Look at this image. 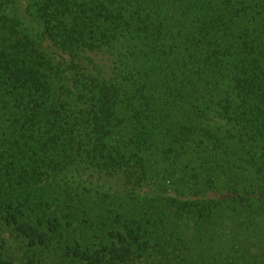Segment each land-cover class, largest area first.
<instances>
[{"label":"trees","instance_id":"1","mask_svg":"<svg viewBox=\"0 0 264 264\" xmlns=\"http://www.w3.org/2000/svg\"><path fill=\"white\" fill-rule=\"evenodd\" d=\"M175 1L182 11L161 0H31L26 13L41 42L69 59L61 63L26 34L19 1L0 0V234L14 228L29 246L20 262L0 237V264L55 255L59 264H136L147 253L157 264H184L175 221L186 215L206 227L226 201L126 208L95 243L91 226L74 224L84 214L77 189L64 178L60 198L50 182L88 162L137 184L144 175L135 158L162 145L179 153L200 137L217 161L264 162V25L261 38L242 45L253 34L247 22L264 23V0ZM102 51L116 57L112 76L82 64L81 55ZM211 113L229 126L224 136L207 125Z\"/></svg>","mask_w":264,"mask_h":264},{"label":"rangeland","instance_id":"2","mask_svg":"<svg viewBox=\"0 0 264 264\" xmlns=\"http://www.w3.org/2000/svg\"><path fill=\"white\" fill-rule=\"evenodd\" d=\"M18 1L21 7L18 16L25 21L23 27L27 30L26 34L38 38L40 50L52 55L55 62L69 60L62 57L57 50H51L47 43L39 39V25L26 13V6L31 0ZM161 1L164 3L169 1L162 6L165 10L169 9V12L173 9L182 11L183 2ZM167 6L169 8H166ZM247 23L251 31L248 33L253 34L243 40L242 45L244 42L253 44L255 39L261 38L260 29L264 25L263 20L261 25H259L260 21L257 24L254 20ZM81 56L86 59L82 62L83 66L87 67V63L91 60L95 66L103 69L106 76L113 75L115 65L113 60L116 57L103 51ZM206 81L209 80L206 78ZM200 89L201 95L206 98L209 89L207 90L205 85ZM209 118L207 125L219 130L218 136H224L229 126L223 120L217 119L215 113H211ZM117 140L120 141V139ZM205 141L200 137L195 139L193 144L188 145L184 151L172 152L168 155L163 152L168 151L165 145L159 146L158 149L150 150L149 148L145 152L147 157L141 155V158L145 159L142 164L144 173L139 168L141 158H135L132 162L135 165L136 175H144L137 184L133 183L136 178L127 180L122 174L108 176L97 173L94 164L87 162L81 166L79 173L68 172L65 176L63 174L56 177L50 182L48 190L64 198V181L70 180L72 189H77L76 206L84 211V214H78L80 216L75 218L74 224L80 223L85 231L91 226L92 229L89 230L87 238L89 242L95 243H97L96 239L105 238L112 228L117 227L111 224L115 215L129 214L126 208L136 207L137 209L141 205L148 204L150 205L148 208L153 209L166 203H171L173 207L175 202L219 204L224 200L225 204H220L219 208L215 209L213 221L206 227L202 223L196 224L186 215L180 221H175L178 235L183 242L180 244V249L184 255V264H264V162L256 167L254 162L248 161L246 157L231 158L232 161L228 159L217 161V157H210ZM247 193L254 195L253 200L232 201V198L237 195L245 199L243 195ZM228 200L233 203H227ZM152 209L149 212H152ZM138 210H132L130 213L138 214ZM218 213L221 218L216 217ZM102 215L109 216L111 220L105 221L106 225H102L103 227L99 226L100 221H103L99 219ZM0 237L5 241L11 257L20 259L21 262L29 250L28 242L11 227L2 229ZM216 251H221L222 256L214 258L213 254ZM215 259H221V261L215 263ZM159 260L155 255L147 253L135 263L157 264ZM44 263L59 264L60 258L58 255L47 256V262L44 261Z\"/></svg>","mask_w":264,"mask_h":264}]
</instances>
